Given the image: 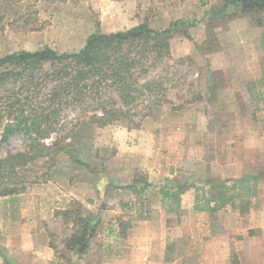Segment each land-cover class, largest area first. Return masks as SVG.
<instances>
[{
    "label": "rangeland",
    "instance_id": "374dc122",
    "mask_svg": "<svg viewBox=\"0 0 264 264\" xmlns=\"http://www.w3.org/2000/svg\"><path fill=\"white\" fill-rule=\"evenodd\" d=\"M185 1L0 0V57L21 50L35 52L47 45L61 52L77 51L98 29L104 33L126 31L147 20L152 29L164 30L165 25L167 29L174 21L202 20L212 7L221 5L220 0H204L213 4L195 16L165 10L166 3ZM248 23L247 19L226 18L215 22V29L206 24L187 27V32L181 26L176 28L170 41L171 58L141 80V83L163 82L168 102L160 106L153 103L146 116L147 112H142L133 118L134 123L124 120L100 126L89 114L82 118L65 143L74 152L73 158L61 153L51 168L46 159L29 164L25 192L0 199V264H74L75 256L89 261L94 251L92 263L95 264L99 257L101 225L90 240L86 256L74 254L66 247L75 233L74 215L65 216L64 212L80 208L82 200L92 203L94 181H103L118 173L130 174L118 186L122 190L132 183V177L147 176L145 171L170 174L156 180L155 184L162 189L170 188L167 179L189 185L212 179L218 184V180H237L251 175L260 181L256 185L252 183L253 188L246 190L249 193L245 196L250 210L257 206V197L264 194V42L251 32ZM228 25H236V29L227 31ZM253 30L262 32L258 27ZM207 87L214 89L210 95ZM141 108L137 110L139 113ZM231 115L235 117L231 119ZM65 116L75 124L81 117L79 111L70 110ZM65 133L51 135L46 144ZM1 134L2 128L0 140ZM23 150L21 140L10 139L0 144V159ZM249 153L253 158H248ZM77 159L89 167L76 163ZM232 185L235 187L228 188L235 193L242 192L239 183ZM153 187L139 197L136 195L137 204L143 205L132 215L135 221L147 210H158L160 202L153 196ZM221 189L227 187L218 186L213 194ZM210 197L207 189H192L188 196L181 198L180 210L184 212L181 216L190 223L196 216L197 200L202 204ZM235 200L236 209L228 207L225 208L228 210L209 213L217 218L213 231L220 235V240L216 242L227 246L226 250L222 248L226 256L218 259L229 260L228 264H261V256H249L247 260L241 254L234 258L240 242L234 241L230 233L241 230H227L225 226V232H221L223 225L217 226V221L231 223L242 213L240 200ZM197 217L202 223L203 216ZM158 226L167 227L164 220ZM209 227L201 228L202 235L212 234ZM196 237L190 239L182 254H187L188 264H195L196 254L201 252L202 238ZM164 245L162 240L161 248Z\"/></svg>",
    "mask_w": 264,
    "mask_h": 264
},
{
    "label": "trees",
    "instance_id": "16d2710c",
    "mask_svg": "<svg viewBox=\"0 0 264 264\" xmlns=\"http://www.w3.org/2000/svg\"><path fill=\"white\" fill-rule=\"evenodd\" d=\"M201 1L206 6L205 1ZM226 18L247 19L253 26L264 29V0H223L220 6L212 7L204 19L174 21L164 30L152 29L147 20L126 31L104 33L98 29L77 51L61 52L47 45L35 52L21 50L0 57V144L16 138L25 146L22 152L0 159V199L25 192L29 164L46 159L51 168L61 153L73 158L74 152L65 143L83 117L92 114L91 119L100 126L124 120L134 123L133 118L142 112H147L146 116L153 103L160 106L168 102L163 82L141 83V80L171 58L170 41L174 30L181 26L187 32V27L200 24L215 29V22ZM139 108L141 113L137 111ZM67 110L79 111L78 123L65 116ZM64 131L67 133L46 144L51 135ZM75 162L89 167L79 159ZM258 179L252 176L235 181L218 180V184L207 179L205 183L193 185L167 180L170 188L164 194L179 205L181 194L191 187L202 188L209 190L211 197L202 204L197 200L195 211L218 212L234 204L237 198L242 210H246L243 190H248L250 181ZM236 182L242 192L235 193L228 188L235 187L232 184ZM218 186L227 189L213 194ZM149 187V183L144 185V189ZM64 215H74L75 233L66 243L67 249L74 254H86L101 219L83 206L67 210ZM129 226V223H120L123 233Z\"/></svg>",
    "mask_w": 264,
    "mask_h": 264
},
{
    "label": "crops",
    "instance_id": "0c3cea01",
    "mask_svg": "<svg viewBox=\"0 0 264 264\" xmlns=\"http://www.w3.org/2000/svg\"><path fill=\"white\" fill-rule=\"evenodd\" d=\"M220 2L222 4L223 0H220ZM206 3V6L202 5L201 0H187L182 3H169V5L168 3H166L165 10L171 11L172 14L177 13L183 14L185 16H195V14L204 13L206 8L210 7L208 5L213 4L212 1H206ZM194 7L197 10L194 9ZM247 25L250 27L251 32L259 37L260 40L262 37L264 42V29L258 27L259 29H262L263 32H261L260 34L258 30H253V28L257 27L253 26L250 22ZM235 27L236 25H228L227 31H230L231 28L235 30ZM165 28L166 25L164 26V29ZM222 46L224 49V45ZM256 46L257 44H255V47ZM256 76L258 77L260 75L257 74ZM213 91V88H208L207 95H210ZM240 96L241 94L238 92L236 94V97L239 99ZM207 106L208 108L210 107V105ZM241 107L242 106L240 105V108ZM234 117V115H231V119H233ZM248 156L249 159L253 158L250 153ZM126 166L128 165L126 164ZM145 172L147 173V176L143 175V178L132 177V183L130 185H127L126 188H124L125 190H122L118 186H122L120 183L125 181V175H128L130 177L129 173L125 172L124 175L122 173H118L117 176L111 178L105 177L106 180L103 181H98L96 179L93 183L95 193L93 198L95 199L92 198L94 200L92 201V203L94 204H92L91 202V204L86 203L83 200L81 201L83 204V208L86 211L92 213L94 216H98L101 219L102 232L99 234V237L101 239L98 240L99 257L97 259L98 261H95V264H188L187 254H182L184 253L183 251L186 250V246L190 242V239L196 236L197 239L202 238L203 240L201 239L200 241L202 243L201 252L199 253V255L196 254L195 264H228L229 260H227V262H220L218 259V257H221L222 255L226 256L227 252L225 251V253H223L222 248L226 250L227 246L222 242H216L220 240V235L213 231V227L215 226L217 218L216 215L214 216L213 214H209L216 212L206 213L204 211L194 210L196 216H193V218L190 220V223L189 219L181 216V214H184V212L182 213V211L180 210L183 208L181 207V204L183 202L181 198L184 199L186 196H188V194L192 192V189L196 191L195 187H191L184 194H181L179 205H176L174 199L168 198L164 194L169 189H162V187H159L157 186V184H155L156 180H160L164 177H169L170 174H162L161 171ZM243 177L252 176L243 175L237 180ZM235 180L236 179L227 178L226 180L223 179L222 181ZM174 181L177 180L174 179ZM259 181L260 180L258 179V183ZM146 183L151 184V187L149 188H152V186H154L153 188L155 189V191L153 190V196L157 198L160 204L157 208V211L147 210V214L145 213L142 218L135 221L133 217L135 215V211L140 209L143 205L142 203L137 204L135 197L136 195L139 197V195H142V193H144L143 191H147L149 189H144V185ZM252 183L256 185L257 181H250L249 186L246 188L248 189L247 191H250V189L253 188ZM260 186L262 187L263 185L261 184ZM248 193L246 192V190H243L242 193V199H244L243 206L247 207V209H240L242 213L238 214V218L236 217V220H233L231 223H223V221L219 223V221H217V226L223 225V227H220L221 232H225V226L227 230H230L231 228L238 229L239 231L241 230L236 234L230 233V236L233 237L232 239L234 241L240 242V244L237 245L235 251L237 254L234 253V256H240L242 254L247 260L249 259V256H261L263 257V260H261V264H264V194L261 197H257V206L253 207L250 210L247 202L248 198L246 199L247 196H245V194L248 195ZM167 205H169L168 208ZM228 207L236 209L235 203L232 205L229 204L225 208ZM133 209L134 212H132ZM159 213L162 215L163 219L161 216L158 220L154 219L155 216L160 215ZM177 213H179V215H177ZM169 214H175L176 217L171 218ZM199 214L203 216L201 217L203 220L202 223L198 222L200 217L197 216H199ZM137 218H139V216ZM163 220L165 221V225L167 227L162 228L158 226V224ZM121 222L130 224V226L126 229V233H123L121 231ZM146 224L150 225L147 226ZM208 226H210L209 228H212V231H210L212 232V234L209 235V237L204 234L202 235V233L200 232L201 228ZM36 238H38V235H36L35 239ZM162 240L165 242L163 248H161L160 246ZM93 255H96L95 251L92 252L89 261H83L81 259L79 260L75 256L76 260H74L73 263L93 264ZM85 256L86 255H84V257ZM173 256L177 258L173 259ZM198 256L200 257V259H198Z\"/></svg>",
    "mask_w": 264,
    "mask_h": 264
}]
</instances>
